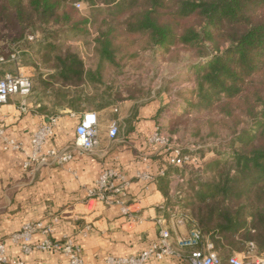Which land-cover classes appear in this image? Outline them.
<instances>
[{
    "label": "trees",
    "instance_id": "16d2710c",
    "mask_svg": "<svg viewBox=\"0 0 264 264\" xmlns=\"http://www.w3.org/2000/svg\"><path fill=\"white\" fill-rule=\"evenodd\" d=\"M0 41L23 53L45 94L77 112L104 107L103 88L115 102L145 99L131 76L149 58L186 64L189 86L176 92L183 106L168 132L191 122L194 140L222 141L184 151L198 164L171 167L159 189L222 264L249 242L264 252V0H0ZM77 41L92 50H75Z\"/></svg>",
    "mask_w": 264,
    "mask_h": 264
},
{
    "label": "crops",
    "instance_id": "0c3cea01",
    "mask_svg": "<svg viewBox=\"0 0 264 264\" xmlns=\"http://www.w3.org/2000/svg\"><path fill=\"white\" fill-rule=\"evenodd\" d=\"M5 52L7 49L0 42V58L9 60V56H4ZM18 54V60L0 64V79L6 74H23L32 79L38 76L33 67L22 63L23 53ZM158 65L156 73L131 77L149 92L139 101L115 102L105 95L103 88L98 102L104 107L77 112L37 86L28 99L26 112L20 110V98L0 107V126L7 136L23 146L19 151L4 152L0 144V243L5 245L8 262L69 264L64 254L35 250L24 255L22 245L14 243L11 237L28 224H53V235L37 234L33 244L48 239H74L84 264H110L109 258L139 255L158 240L156 221L159 219L167 220L174 240L187 237L195 228L189 220L182 224L171 220L170 214L177 206L170 207L159 189L160 179L172 167L169 160L174 156L171 152L174 147L152 148L149 144L150 136L158 127L172 142L176 141V135H170L168 128L170 120L183 106L177 100L176 92L186 85L178 86L176 81L182 83L187 65L162 62ZM168 68H172V74ZM126 79L119 80L125 82ZM90 112L97 115L99 122V146L92 153L78 155L65 167L23 168L30 153L31 137L50 117L58 115L60 120L48 147L63 149L75 143L76 127L83 115ZM113 123L119 128V135L114 140L109 137ZM105 169L115 170L124 178V206L130 209L134 222L130 221V216H123V205L105 208L99 203H88L89 194L96 188V181ZM178 183L172 180L171 195H175ZM174 249L184 256L189 253L176 243ZM147 264L185 263L172 257L164 262L152 260Z\"/></svg>",
    "mask_w": 264,
    "mask_h": 264
},
{
    "label": "built area",
    "instance_id": "2783aa9c",
    "mask_svg": "<svg viewBox=\"0 0 264 264\" xmlns=\"http://www.w3.org/2000/svg\"><path fill=\"white\" fill-rule=\"evenodd\" d=\"M76 8L84 11L87 6L77 4ZM30 41L34 38L29 37ZM18 53L10 56V61H16L19 58ZM86 59L85 56H83ZM5 58H0V64H5ZM33 94L32 78L28 75L6 74L0 79V107L6 106L12 99H21V111L26 112L28 99ZM60 116L50 117L48 122L39 127L30 140V153L27 155L23 168L25 170L37 169L46 166L65 167L72 163L78 155L92 153L99 146V122L95 113H86L76 127V140L71 146L63 149L48 147V143L54 138L56 128L58 127ZM119 135V128L116 123L111 124L109 128V137L114 140ZM170 138L161 130L156 128L149 138V144L152 148L171 147ZM0 144L4 152L10 150L19 151L22 144L6 135L4 128L0 126ZM173 157L170 158L169 164L174 168H181L185 164L197 165L198 160L190 155L184 154L181 150L172 148ZM179 181V177L173 178ZM126 182L123 177L118 175L115 170L105 169L99 175L96 181V188L90 192L88 203H99L103 207L122 206L123 216H130V209L125 207L124 193ZM171 220L180 224L188 221L185 213L178 208L170 214ZM134 222L135 219L131 218ZM159 228L158 240L152 243L146 250L137 256L109 258L110 264H147L154 260L159 262L167 261L172 257H177L180 262L185 264H222L219 251L209 237L202 234L196 227L185 238L174 240L167 220L159 219L156 221ZM53 235L54 225L49 224H28L24 226L21 232L14 234L11 240L14 243L22 245L24 255H29L35 250L54 252L64 254L69 259V264H84L81 257V250L74 239L66 238L64 241L44 240L40 243L33 244V237L37 234ZM174 243L180 249L189 250L184 256L177 253L174 249ZM228 264H264V252H261L254 242L246 243L244 249L240 252H232L227 259ZM0 264H24L20 261L8 262L6 248L0 243Z\"/></svg>",
    "mask_w": 264,
    "mask_h": 264
},
{
    "label": "rangeland",
    "instance_id": "374dc122",
    "mask_svg": "<svg viewBox=\"0 0 264 264\" xmlns=\"http://www.w3.org/2000/svg\"><path fill=\"white\" fill-rule=\"evenodd\" d=\"M6 40H8V42L10 41V39H8V38H6ZM92 40H93V38H92ZM0 42H2L4 44V46H5V48L7 49V52H5V55L4 56H6V57L7 56H10L11 54H13V53H15V52L18 51V49H16L15 46H12V45H10L8 43L6 44L3 41H0ZM31 43L36 44L35 41H32ZM71 44H72L71 46H73V48L75 50H77V51L84 50V52H86V51L88 52L89 50H92V49L86 48V46L84 45V43L81 42V41L72 42ZM21 55H22V53H21ZM158 64H159V61L158 60L155 61L152 58H149L147 60V62H146V66H144L143 70H141V71H136L135 70V72L133 73V74H135L134 77L135 76H138L140 74H143V73L145 74L147 72L149 74L150 73H156V71L158 70V68L160 66ZM88 65H92V62L90 60H88ZM168 72L170 74H172V72H173L172 71V68H168ZM131 77H133V76H131ZM36 78H37V76H36ZM36 78L34 77L32 79V83H33V94L35 92V88L37 87L36 82H35L36 81ZM181 78H182V80H185L184 77H181ZM176 82H177L176 84L178 86H182L184 84V83H180L179 80H177ZM184 85H186V84H184ZM186 86H189V85H186ZM191 125H192L191 122L188 125H185V126L180 125L178 127V132H176L174 134V135H176V137H175V140L176 141L175 142H172V139H171L170 140L171 141L170 142V145L173 146L174 148L179 149L182 152H184V151L189 150V149L190 150H193V146H195L196 144H201L202 147L203 146L209 147V146H211V144H219L222 141L221 139H214V138H212V140H205V142H202L201 143L199 141V139H196L195 138V140H194L193 139L194 137L192 136L191 131L189 130L190 127H191ZM204 134L207 135L208 134V131L204 130ZM177 208L182 213H185L180 207L177 206ZM189 221L192 222L190 219H189Z\"/></svg>",
    "mask_w": 264,
    "mask_h": 264
}]
</instances>
